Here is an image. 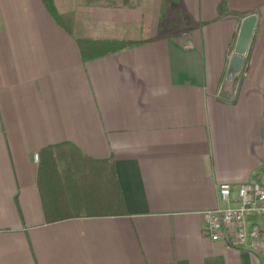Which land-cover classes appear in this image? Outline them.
Wrapping results in <instances>:
<instances>
[{"label":"crops","instance_id":"0c3cea01","mask_svg":"<svg viewBox=\"0 0 264 264\" xmlns=\"http://www.w3.org/2000/svg\"><path fill=\"white\" fill-rule=\"evenodd\" d=\"M117 1L54 0L68 26L42 0H0V264H264L203 229L222 185L264 171V0H181L190 27L164 33L162 0ZM78 38L142 44L84 62ZM108 162L122 216L100 214Z\"/></svg>","mask_w":264,"mask_h":264},{"label":"built area","instance_id":"2783aa9c","mask_svg":"<svg viewBox=\"0 0 264 264\" xmlns=\"http://www.w3.org/2000/svg\"><path fill=\"white\" fill-rule=\"evenodd\" d=\"M219 203L204 215L209 239L264 258V171L238 187L222 185Z\"/></svg>","mask_w":264,"mask_h":264},{"label":"trees","instance_id":"16d2710c","mask_svg":"<svg viewBox=\"0 0 264 264\" xmlns=\"http://www.w3.org/2000/svg\"><path fill=\"white\" fill-rule=\"evenodd\" d=\"M48 12L52 15V17L56 20V22L60 25H65V21L69 16H63L59 14L57 8L55 6L54 0H42ZM181 0H162V20L166 19L168 14L172 11V4L179 3ZM125 4H129V1L126 0ZM184 22L190 24L191 17L188 13H184ZM77 43L80 49V53L82 55V59L84 62L92 61L101 57H105L116 52H120L129 48H134L141 45V42H132L121 39H95V38H78ZM53 148L48 149L45 153H50L52 155ZM56 162H51L50 166L54 170V166ZM105 167L109 166V175L105 176V178L101 181V187L104 193L110 192V189L113 191L112 201H107L100 208V214H102L103 210L110 209L108 214L111 216H122L126 214V205L124 195L122 194L121 187L118 184L115 176V172L113 170L112 162L105 163ZM117 194V196H116ZM108 198V197H106ZM45 202V198H44ZM48 207V204L45 202V208ZM46 210V209H45ZM47 212V210H46ZM87 216H91L95 213L87 212L85 213ZM107 214V213H103Z\"/></svg>","mask_w":264,"mask_h":264},{"label":"water","instance_id":"95a60500","mask_svg":"<svg viewBox=\"0 0 264 264\" xmlns=\"http://www.w3.org/2000/svg\"><path fill=\"white\" fill-rule=\"evenodd\" d=\"M257 15L244 18L239 26L233 56L226 73V80L234 81L244 73L245 60L257 26Z\"/></svg>","mask_w":264,"mask_h":264},{"label":"rangeland","instance_id":"374dc122","mask_svg":"<svg viewBox=\"0 0 264 264\" xmlns=\"http://www.w3.org/2000/svg\"><path fill=\"white\" fill-rule=\"evenodd\" d=\"M107 2L110 5H114V4H119V1L117 0H100V2ZM166 21L170 22V24H167L166 29L162 30V33L164 32H173L176 31L177 29H179V26L182 27V25L185 24L184 20L182 19V13L180 15V13H175V8L173 6L172 11L168 14V16L166 17ZM65 24L68 26H71V22L69 21H65ZM187 27H190V25H184V30L187 29ZM148 28H147V24H145L142 28L136 29L135 32L136 34L134 35H130L129 38H131L132 40H138V39H146L148 37V34L146 33Z\"/></svg>","mask_w":264,"mask_h":264}]
</instances>
